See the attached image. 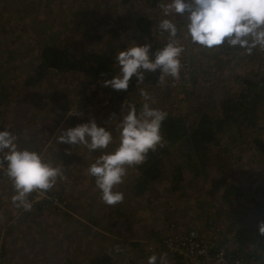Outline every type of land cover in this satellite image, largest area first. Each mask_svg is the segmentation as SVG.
<instances>
[{
	"label": "rangeland",
	"instance_id": "1",
	"mask_svg": "<svg viewBox=\"0 0 264 264\" xmlns=\"http://www.w3.org/2000/svg\"><path fill=\"white\" fill-rule=\"evenodd\" d=\"M66 1L67 0L41 1L43 5H48L45 9V15L47 16V22L50 23V26H45L47 22L44 21L43 24L45 25H42V27L45 26V29H38L41 26H35L33 17L42 14V6H40L39 3H36V5L39 6H36L34 10L32 6H29L30 3L28 4L27 1H24V6L20 3L17 7L21 11L19 13V11L15 10V3H12L11 0H4L11 8L10 10L0 8V56L6 54V51H4L5 48L11 49L10 55L14 59L11 58L10 60L14 61L13 67L15 69L12 70L9 75H12L11 77L14 78L19 88L21 87L20 84L23 82L25 73L31 71L33 60L38 56V54L36 56L34 49L39 48L40 44L38 45V43L42 40V37L49 38L51 41L68 37L70 40H76L78 43L85 42L82 44L85 46L87 43V39L84 40L85 34H89L85 25L88 23L90 29H99L101 27V17L92 15V18H87V20L82 16V18H78L80 15H77V12L73 9L74 7L71 6L69 0L67 3ZM116 1L119 2L116 5L119 11L117 12L118 16H125L132 11L139 13L143 7L145 12L163 16L159 7L160 0H151V3L149 0H114V2ZM4 2L2 1V4H5ZM97 3L98 2H95V8L97 7ZM126 4H129L132 11H130V7ZM22 7H25L26 10H22ZM84 9L85 6L82 5L80 10L84 12ZM128 21H130L129 17L126 18L125 22ZM175 23L179 29L177 38L184 45V52L181 56L182 67L180 78L175 80L168 77L164 84L160 82L156 85L136 84L132 90L126 93L128 96L123 97L119 106L116 104L112 106L106 105L107 101L105 99H100V96H103L100 95L102 94L100 92L101 88L95 83L91 84L87 80H83L85 78L80 75H76L72 72H64L57 75L51 73L46 74V79L48 80L47 87H51V85H54L53 82H55L56 85H60L66 89V96L69 91L77 93L70 99H68L69 97L65 99L64 96H57L54 94V97L50 99L52 102H50L49 107H46L47 112L43 120L49 122L48 127L35 128L36 130L34 129V131H32L33 134L36 133L38 129L42 131H38L39 135L37 136L34 134L36 141L33 140L34 138L30 139V141L24 139L21 142L17 139V143L21 148L38 150V138L43 137V132L48 133V131L52 129L48 138H44L43 141L45 143L42 142L43 147L40 148L39 151L43 153L46 159L55 163L54 158L56 152L53 149H49L48 145L51 144L52 140L54 141L52 144L55 145L57 143L54 135L58 134L59 130L74 127L77 124L89 121L91 118H95L98 125L107 128L111 125L110 117H112V108L116 110L113 111V113H115L112 117L113 122L119 123L116 125L119 130L116 132V127L112 130V135L114 136L113 142L105 150L90 152L83 146L67 144L71 154L75 152L79 155L76 157L78 160L77 162H80L82 154L84 155L82 159L87 162L78 163V165L75 166V171H72L73 176H80L81 179L78 178L79 180L77 181V179L67 177V181H69L67 187L70 188V190L71 188L73 189V198L76 200L75 205H73L70 211L72 218L62 221L61 219L67 218L63 212L56 209L55 211L49 210L43 213L39 210L40 208L36 209L35 206H33L27 219L17 221L19 222L17 223L18 227L14 226V229L10 232L11 236L6 238L7 248L5 251L8 252L9 248L12 253H6L4 255L7 257L13 254L12 261L18 259L14 264H50L52 261L63 262L66 260L68 264H88L90 257L97 256L101 253H109L112 257V264H132L133 262L148 264V257L152 254L157 255V264H160L159 257L161 255L165 257V264H168L171 261L175 262V259L166 250L162 248L157 249V247H159L160 238L170 233L175 227L179 226L177 230H182V227H185L183 224H189L187 227H197L201 234H209L206 229H202L207 223V221L203 222L204 217L212 218L215 225L219 222H224V227L235 230L236 228L239 229L240 234H238L237 244L234 240H232V243L236 245L235 248H237L242 255L244 264H256L263 258L261 253L264 254V243L257 239L259 238L257 234L259 233L258 224L264 219V208L258 210V208H255V204L251 203V200L254 184L258 183L264 176V153L257 152L254 146L255 137L261 138L264 141V105L260 106V116L257 119L256 125L245 127L240 124L237 125L238 123H236V125H232L229 128H224V130H221L218 134L217 140L220 141V145L216 148H213L212 145L208 147V153H211L216 159V163H214L213 166L222 168L223 172L226 174L224 180L216 182L217 186L212 188L214 192L217 191L216 193L218 194L219 191H222L223 193L227 190L228 184L230 185V182H232L233 184L239 183L245 186L243 190L247 192L246 195L240 194L237 196L241 191V189H238L234 191L235 194H231L228 196L229 198L225 197V199L224 196H220V194H218V197L214 195L212 198L205 195L198 203H194V200L190 198L185 200L179 198L177 201L172 202L173 204H170L168 200L165 199L166 197L164 199H155V196L157 198L162 197L160 189L163 183H165L164 181L161 182L158 180L153 187L154 189L149 192L152 194L154 192L153 190H157L158 193L156 192L155 196L146 194V196H144L145 199H133L130 196V190L128 191L130 182L129 172L135 169L133 166L128 168L123 183L117 185L115 189L124 194L125 200L121 203L124 211L121 209V215L112 216L110 215L111 206L102 201L100 191L94 184L95 179L90 177L87 173L88 164L95 160V157L101 155L102 151L111 152L118 146L122 106L124 104L125 106L134 104L139 110L142 107L141 105L145 102L144 98L140 95V89H144L149 93L152 101H154V103L149 101L152 107L170 113H176L177 110H180L184 112L181 116L185 119L186 123H194L198 117L197 112L193 114L187 112L191 109L192 105L197 104V99L192 98L196 92L192 90L191 97L190 94H186V91H189L192 82H194L196 86L200 84L207 85L208 83V87H210V85L213 84L214 80L207 76L203 68L204 66L213 65L214 60L219 62L221 64V69H223L222 71L227 73L223 75V81H228V83L230 82L233 86H238L239 80H237V78L246 71L251 76L255 74V76H259L260 74L264 75V65H257L258 61H264V51L258 53L260 55L255 59V62L248 61L244 62L243 65L240 63V65L236 66V61H233L231 70L229 66L227 67L218 59L213 58V50L203 48L196 44L191 45L185 30L179 26V23L176 21ZM3 29L5 30L3 31ZM127 30V35H129L130 29ZM158 31L160 32L159 29ZM106 35V31L103 32V41H105ZM167 36V33L160 35V37H162L161 39H166ZM115 38L118 40V34ZM22 50L26 52L23 53ZM190 52L196 53L195 58L189 57L188 53ZM25 54L26 56L23 57ZM27 57L29 59H27ZM16 62H24V64L18 67ZM214 67L217 66H213L212 68ZM45 91L49 92L48 89ZM114 96H116V94H114ZM110 100H112L111 97ZM83 104H86L89 108V113L87 115L81 114V107ZM14 106L15 103H12V105H7L6 107L12 111V109H15ZM71 109H73L76 114L68 115L65 113L66 110L68 113ZM2 117L3 116H1V118ZM9 119L12 120L13 117ZM5 124H8L7 119L2 118L0 121V130H3ZM42 125H40V127ZM24 131H26V128ZM178 154L180 155V153ZM85 155H87L89 159L86 158ZM165 159L166 161L168 160L167 157ZM170 159L183 160L181 156L179 157L175 152L170 154ZM58 164H61L62 168H64L66 162L64 165L59 161ZM63 181L64 179L61 180V182ZM10 184L9 181L8 186ZM165 184L167 185V183ZM251 184H253V186H251ZM80 191H83L85 194L82 196ZM1 193L2 191L0 189V194ZM44 195L45 194L34 193L30 200L33 203ZM89 196L95 200L97 199L90 203L91 209L88 215L91 219H96V223L93 225L82 222L91 219L86 216L84 217L83 213L78 214L74 211V209L81 203H84ZM0 202L1 226L6 213H8L5 207H7V205L11 207V205L9 204V197L7 196L5 200H0ZM114 207L119 209L117 204L114 205ZM206 207L210 209L212 216H210L208 213L210 211H208ZM190 210L194 211L197 216L189 215ZM199 213L201 214L199 215ZM179 216H183V218L179 219ZM189 216L191 219H188ZM79 219H81L80 222ZM177 222H179V224H177ZM4 234L6 233L0 230L1 239ZM254 236L257 238H253ZM42 245L44 248H41ZM150 245H153L154 248L150 249ZM117 247L119 251H117ZM242 248L251 250V252L244 253ZM231 249L234 252V249Z\"/></svg>",
	"mask_w": 264,
	"mask_h": 264
},
{
	"label": "trees",
	"instance_id": "2",
	"mask_svg": "<svg viewBox=\"0 0 264 264\" xmlns=\"http://www.w3.org/2000/svg\"><path fill=\"white\" fill-rule=\"evenodd\" d=\"M2 1L4 2V0H0V8L10 10L11 6L8 5L7 2L2 4ZM24 1H27L28 4L30 3L29 6H32L34 10L36 6H39L36 5V3H39L40 6H42V14H38V16L33 17L35 26H41L38 29H45V26H50V23L47 22V16L45 15V9L48 5H43L41 3V1L44 0H11L12 3L16 4L15 10L19 11V13L21 11L17 7L20 3L24 6ZM95 2H98L96 8ZM149 2L151 3V0H149ZM69 3L74 7L73 9L77 12V15H80L78 18L84 17L87 20V18H92V15H98L97 17H101L102 24L99 29H90V25H88V23L85 25L87 27V32H89V34H85L84 40L87 39L85 46L82 45L85 42L78 43L76 40H70L68 37L57 39L55 41L42 37V40L38 43V45L40 44L39 48L34 49L36 56L37 54L38 56L33 60V67L31 68V71L25 73V77L23 78L22 84H20V88L16 81H14V78L11 77L12 75H9L10 72L15 69L13 67L14 61L10 60L11 58L14 59L10 55L11 49L5 48L4 51H6V54L0 56V121L2 118L7 119L8 124H5V127H9L11 131L15 132L17 138L19 136L18 140L20 142L24 139L30 141V139L34 138V134H36V136L39 135V129L33 134L32 131H34L35 128H42L44 126L48 127L49 122H45L43 120L47 112L46 107H49L50 102H52L50 99L54 97V94L57 96H64L65 99L69 97L68 99H70L77 93L69 91L66 96V89L60 85H56L55 82H53L54 85H51V87H47L48 80L46 79V74L48 73L57 75L64 72H72L76 75L82 76L85 78L83 80H87L91 84L95 83L101 88L100 92L102 94L100 95H103L98 96H100L101 100L105 99L107 101L106 105L108 106L115 104L119 106L123 97L128 96L126 93L129 90H132L136 84L143 83L156 85L159 83L160 73L157 71L146 72L144 74L143 82H139L136 77H133L129 83L127 91H116L111 87H103L101 85L102 80L111 79L119 72V65L115 59L119 51L127 47H131L135 43H149L152 45L151 51L155 53L156 50L162 48L167 43L168 36L166 39H161L162 37H160V35H163V33L158 31V23L161 19L165 18L164 16L145 12V10H143L144 7L139 13H135L132 11L129 4L126 5L130 7V11L132 12L125 16H118L117 12L119 11L117 10L116 5L119 2H114V0H69ZM82 5L85 6L84 12L80 10ZM22 10H26V8L22 7ZM127 17H129L130 21L125 22ZM173 19L184 29V25L186 23L185 18L175 16ZM44 21L47 22L46 25L43 24ZM42 25L45 26L42 27ZM127 29H130L129 35H127ZM4 30L5 29H3V31ZM105 31L107 35L106 39H104L105 41H103L102 34ZM117 34L118 40L115 38ZM190 44L195 45L191 43V41ZM211 50H213V58L218 59L227 67L229 66L231 70V64L233 61H236V66L240 65V63L243 65L244 62L248 61L255 62V59L259 57L258 55H260L258 53L264 51L257 48L249 55L243 49H240L239 47H231L227 43ZM22 52L25 53L26 51L22 50ZM26 54L23 55V57H25ZM195 54L196 53L194 52L188 53L191 58H195ZM27 59L29 58L27 57ZM16 64L19 67L23 65L24 62H16ZM257 65H264V61H258ZM213 66L217 67L212 68ZM203 68L207 76L214 80L213 84L210 85V87H208V83L207 85L200 84L196 86L194 82H192L189 87V91H186V94H190L191 97L192 90L196 92L192 98L197 99V104L192 105L191 109L187 113L193 114L194 112H197V119L194 123H186L185 119L181 116L184 112L180 110H177L176 113L167 112L168 116L164 120L161 129L162 136L165 140L164 145L157 146L155 151H149L145 162L134 166L135 169L129 172L130 182L128 185V191L130 190V196L133 199H145L144 196H146V194L149 196H155L157 190H153L154 192L152 194L149 192L154 189L153 187L158 180L161 182L164 181L167 185L163 183V186H160V193L162 197L157 198L155 196V199H164L166 197L165 199L168 200L170 204H173L172 202L177 201L179 198H183L184 200L190 198L191 200H194V203H198L201 198L205 197V195L212 198L214 195L218 197V194H220V196L223 195L225 199V197L229 198V195L235 194L234 191L238 189H241V191L237 194V196L240 194H247V192L243 190L245 186L239 183L233 184L232 182H230V185L228 184L227 190L223 193L222 191H219L218 194L216 193L217 191L214 192L212 188L217 186V181L224 180L226 178V174L223 172L222 168H216L213 166L214 163H216V159L211 153H208V147L212 145L213 148H216L220 145V141L217 140L218 134L221 130H224V128H229L232 125H236V123H238L237 125L240 124L245 127L256 125L257 119L260 116V106L264 105V75L257 73L260 75L255 76V74L254 76H251L246 71L243 75L237 78V80H239L238 86H233L230 82L228 83V81H223L222 77L227 73L222 71L223 69H221V64L219 62L214 60L213 65H206ZM47 89L49 92L45 91ZM114 94H116V96H114ZM110 97L112 100H110ZM12 103H15V109H12L11 111L7 109L8 107L6 106L12 105ZM67 110L65 113L68 115L74 113L73 109L69 110L68 113ZM81 111L82 115H87L89 113V108L86 104L82 105ZM113 111L116 110L112 108L111 112L112 114H115ZM1 116L3 117L1 118ZM11 117H13L12 120L9 119ZM110 122L111 125L107 128L112 131L119 123L113 122V118L111 117ZM40 125L42 126L40 127ZM5 127H3V129ZM25 128L26 131H24ZM51 130H49L48 133L43 132V137L38 138V151L43 147L42 142H44V138H48ZM118 130L119 129L116 127L115 131L118 132ZM33 140L36 141L35 138ZM52 143H54L53 140L51 141V144L48 145V148L51 150L53 149L56 152L54 158L55 163L60 161L65 165L66 162V165L63 168L65 179L63 182L58 180L52 190L44 193V196L33 202V206H35L36 209L40 208L39 210L43 213L48 212L49 210L55 211L57 209L67 216L66 219H61L62 221H65L72 218L70 211L76 203V200L73 198V189L71 188L70 190V188L67 187L69 184L67 177L77 179V181L79 180L78 178L81 179L80 176H73L72 171H75V166H77L78 163L87 162L82 159L84 156L83 154L81 155L80 162H77L78 160L76 157L79 155L73 151L71 154L67 144L56 143L54 145ZM254 146L257 152L264 153V141L261 138H254ZM172 152H175L179 157L181 156L183 160L170 159V154ZM178 153H180V155ZM85 157L89 159L87 155H85ZM166 157L168 158L167 161L165 159ZM96 158L97 157H95V159ZM93 161L88 164V167ZM185 164L187 170L185 169ZM9 181L10 180L4 172L0 170V189L2 191L0 194V200H5L7 196L9 197V204L11 205V207L9 205L5 207L8 210V213H6L4 221L2 222L3 224L0 226V230H3L4 233H6L2 235V239L0 236V264H14L18 261V259H14L12 261L13 254L5 257L4 254L12 253L9 248L8 252L5 251L7 248L6 238L11 236L10 232L14 229V226L18 227L17 223L19 222L17 221L27 219L30 213V211H24L23 209H18L12 205L11 196L13 195V189L12 184L8 186ZM251 186H253V184H251ZM33 194L29 197V199H32ZM80 194L83 196L85 193L80 191ZM92 199L94 198L89 196V198L84 203L78 205L74 211L78 214L83 213L84 217H88L90 214L89 210L91 209L90 203L97 200ZM251 203L255 204V208H258V210L260 208H264V176L253 186ZM122 206L123 205H121V203L117 204L119 209L111 206L110 215H121V209L124 211ZM208 207L206 208L210 211V207ZM201 213H199V215ZM208 213L212 216L211 211ZM189 215L197 216V214H195L192 210H190ZM88 218L91 219L90 217ZM182 218L183 216H179V219ZM188 219H191V217L189 216ZM80 220L81 219H79V222ZM262 221H264V219H262ZM82 222H87V224L93 225L96 223V219L92 218L89 221ZM177 224H179V222H177ZM188 225L189 224H183L185 227H182V231L190 228L187 227ZM217 225L220 227L225 226L224 222H219ZM178 228L179 226L175 227L170 233L162 236L159 240V247H157V249L162 248L166 250L174 257L175 262L171 261L168 264H181L179 256L176 253L169 251L163 241L166 236L172 235L177 231H181L177 230ZM236 231L240 234L239 229L236 228ZM257 235L259 238L256 236L253 238H257L264 243V235L262 236L260 233ZM41 248H44L43 245ZM149 248L153 249L154 246L150 245ZM242 251L244 253L251 252V250L243 248ZM232 255L240 256L243 259L239 250L235 247ZM261 255L263 258H261V260L256 264L264 262V254L261 253ZM37 256L39 257L38 254ZM50 264L68 263L66 260L63 262L52 261ZM88 264H112V257L109 253H101L97 256L90 257ZM132 264L138 263L133 262Z\"/></svg>",
	"mask_w": 264,
	"mask_h": 264
},
{
	"label": "clouds",
	"instance_id": "3",
	"mask_svg": "<svg viewBox=\"0 0 264 264\" xmlns=\"http://www.w3.org/2000/svg\"><path fill=\"white\" fill-rule=\"evenodd\" d=\"M159 7L165 18L158 23V29L168 34L167 43L155 53L149 43H135L119 51L115 57L119 72L102 80L103 87L127 91L131 79L136 77L143 82L146 72L159 71L161 84L168 77L178 80L184 45L177 38L175 16L185 18L187 38L203 48L214 49L227 43L249 55L254 49L264 50V0H161ZM140 95L145 102L139 110L134 104L122 106L118 146L111 152L102 151L87 169L88 175L95 179L102 201L110 206L124 200L123 192L115 189L123 183L128 168L144 163L149 151L165 143L161 129L168 113L151 106L152 98L146 90L140 89ZM73 114L76 113L70 115ZM54 136L57 143L83 146L90 152L105 150L113 142L112 131L98 125L95 118L61 129ZM17 139L9 127L0 130V170L11 181L12 205L31 211L33 203L29 197L52 190L65 176L61 164L46 159L41 151L21 148ZM258 228L264 235V221L259 222ZM157 260V255L152 254L148 264H157ZM159 260L165 264L163 255Z\"/></svg>",
	"mask_w": 264,
	"mask_h": 264
},
{
	"label": "built area",
	"instance_id": "4",
	"mask_svg": "<svg viewBox=\"0 0 264 264\" xmlns=\"http://www.w3.org/2000/svg\"><path fill=\"white\" fill-rule=\"evenodd\" d=\"M202 229L209 234H201L199 229L191 226L168 235L163 239L166 248L179 256L181 264H244L240 256H233L232 252L237 244L238 233L235 229L215 225L210 217ZM261 264H264L261 263Z\"/></svg>",
	"mask_w": 264,
	"mask_h": 264
}]
</instances>
